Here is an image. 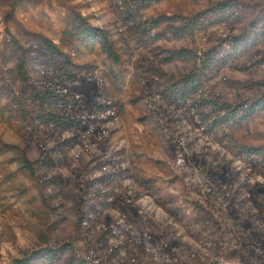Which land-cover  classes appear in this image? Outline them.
<instances>
[{
	"label": "rangeland",
	"instance_id": "374dc122",
	"mask_svg": "<svg viewBox=\"0 0 264 264\" xmlns=\"http://www.w3.org/2000/svg\"><path fill=\"white\" fill-rule=\"evenodd\" d=\"M19 260L264 264V0H0Z\"/></svg>",
	"mask_w": 264,
	"mask_h": 264
},
{
	"label": "trees",
	"instance_id": "16d2710c",
	"mask_svg": "<svg viewBox=\"0 0 264 264\" xmlns=\"http://www.w3.org/2000/svg\"><path fill=\"white\" fill-rule=\"evenodd\" d=\"M251 113H253V111ZM24 164H25V167L27 169L33 170L31 164L27 160H24ZM15 264H28V261H26V260H19V261L15 262Z\"/></svg>",
	"mask_w": 264,
	"mask_h": 264
}]
</instances>
